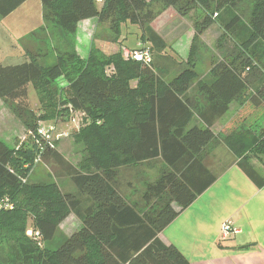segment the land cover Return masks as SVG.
Segmentation results:
<instances>
[{
	"label": "trees",
	"instance_id": "1",
	"mask_svg": "<svg viewBox=\"0 0 264 264\" xmlns=\"http://www.w3.org/2000/svg\"><path fill=\"white\" fill-rule=\"evenodd\" d=\"M31 0H0V17L5 18ZM43 20L57 31L74 35L80 22L97 18L106 21L118 15L121 21L142 28V43L165 50L166 44L149 24L158 2L186 17L196 9L205 16L202 34L222 13L233 11L240 0H40ZM250 36L238 50L221 60L211 79L200 81L198 95L190 96L187 75L166 81L162 68L126 59L121 53L106 62L91 56L86 62L65 43L40 42L29 52V60L0 64V99L37 134L40 117L28 102L29 85L38 90L68 76L69 96L65 105L89 118L78 141L88 149L85 165L73 166L44 143V150L15 151L0 138V204L9 199L12 209H0V243L11 244L0 264H190L175 246L160 234L218 179L210 168L207 148L215 143V123L241 99L264 71L255 53L264 44V0H256ZM234 15L223 24L230 34H241L246 25ZM31 35H34L32 32ZM45 41V40H44ZM71 47V48H70ZM260 58V57H259ZM50 65L43 67V61ZM261 81V80H260ZM39 91V90H38ZM256 108L264 106V82L249 98ZM197 116L204 126L193 125ZM261 141L255 149L252 138ZM39 138V137H38ZM236 158V165L255 184L264 187V177L246 154H264V123L250 133L229 134L222 142ZM60 166L76 187L63 192L56 182L24 183L36 157ZM160 160L165 169L148 183L142 205L131 203L119 189V170L130 165ZM81 220V228L55 242L60 225L70 216ZM54 244L53 247H49Z\"/></svg>",
	"mask_w": 264,
	"mask_h": 264
},
{
	"label": "rangeland",
	"instance_id": "2",
	"mask_svg": "<svg viewBox=\"0 0 264 264\" xmlns=\"http://www.w3.org/2000/svg\"><path fill=\"white\" fill-rule=\"evenodd\" d=\"M256 4V0H240L233 11L224 12L221 16L216 17L217 21L214 25L206 32L200 34L199 24L205 16L204 11L201 9H196L190 15L182 17L174 8L166 7L158 2L153 3L152 9L156 17L149 24V27L166 44L165 50L153 49L154 65L156 68H162L165 71L164 77L168 82L181 78L184 75L190 77L192 84L189 95L197 96L199 93L197 88L198 83L210 80L213 69L222 58L229 51L232 52L234 49L238 50L241 48L245 43L244 40L247 38V35L244 34L248 33L249 35V32H245L239 38H236V34H234V38L232 34H229L225 30L224 25L237 13L249 25L256 9ZM118 17V15H115L106 21H100L97 18L86 20L78 26L76 34L70 35L65 33L64 35L62 31H57L43 20L41 1L31 0L27 7L23 9V13L21 12L20 16L14 20L15 29L12 32V37L15 38L17 44L11 47L7 44L9 41V38H6L7 34H0V41L3 42L2 46L5 50L4 56L0 54V64L5 63L10 65L27 61L29 60V52L38 49L40 42H47L50 45L51 42L53 43V40L56 44H60V47H64L65 43L68 42L84 62L91 56L106 62L109 58H113L117 54L119 55L123 48L134 50L140 44L147 48L154 46L149 42L142 43V28L130 22L120 21ZM37 20L41 21L40 25L33 30L32 28L38 24ZM32 32H34V35H31ZM8 53L12 55H7ZM254 56L255 60L260 61V64L263 66L260 70L264 71V48H258ZM3 58H6L8 61L6 62ZM42 64L43 67H47L50 65V62L44 60ZM68 80V76L63 75L50 87H47L44 80L39 81L36 84V89L38 88L39 91L35 90L32 84L29 85L28 102L36 116L41 118L38 121L39 124L55 123L61 131L69 134L68 138L56 140L54 145L65 160L73 166L80 167L85 165L87 161L88 149L77 138L80 129L89 123V118L86 119L87 116L81 112L71 111L70 113L69 106L65 105L64 102L67 101L69 96ZM254 83L243 93L241 99L233 104L231 111L223 119H219L213 127V131L218 136V139L207 148L205 153L209 154L211 158L210 168L212 173L219 174V177L220 173L236 159L225 144L222 143L225 137L229 134H236V132L250 133L252 129H259L264 123V107L255 108L249 102V98L261 85L258 83V86ZM200 124V121H197V125ZM202 126L204 125L202 124ZM0 137L15 151L39 149L43 152L44 150V143L36 134L28 132L23 122L9 108L8 104L1 99ZM250 140L256 143L255 149L261 147L259 145L260 139L255 137ZM255 155L254 152L246 154L248 159L251 158L252 166L264 177V154L259 158H256ZM164 169L165 166L160 160L122 167L119 170V189L131 203H138L141 206V197L146 189V185L157 180ZM26 175L24 183L40 185L56 182L63 192H74L76 190L71 179L63 172L60 166L44 163L38 156ZM229 181L240 185L242 183H253L237 167L228 173L227 176L220 178L219 185L216 187L217 189H214L215 191H210L207 194L199 196L190 212H201L199 215L203 216L204 205L209 203L210 198L219 195H214V193L223 189L222 184H226ZM226 193L228 194V192ZM247 195L249 194H245L244 196L245 200H247V197L248 199L251 197V195ZM229 198L228 195V197L224 198L223 202L227 203ZM220 212L222 211H219V209L216 211L218 217L221 214ZM80 228L81 220L75 215H70L60 225L55 242L65 236L72 235ZM211 232H213L212 228ZM230 240L222 241L219 236L217 245H229ZM10 244L9 241L0 243L1 255L5 256ZM53 246L54 244L49 245V247Z\"/></svg>",
	"mask_w": 264,
	"mask_h": 264
},
{
	"label": "crops",
	"instance_id": "3",
	"mask_svg": "<svg viewBox=\"0 0 264 264\" xmlns=\"http://www.w3.org/2000/svg\"><path fill=\"white\" fill-rule=\"evenodd\" d=\"M29 3L30 1L23 4L5 18L0 17V34H7L6 38H9L7 44L11 47L17 44L15 38L12 37V32L15 29L14 20L20 16L21 12L23 13V9L27 7ZM237 15L241 17L239 25H246V29H244L241 34H239L237 30L235 32V37L239 38V36L245 32H249V35L248 33L244 34L247 35L246 37H249L251 35L250 24L247 25L243 21V17L238 13ZM40 22L41 21L37 20V26L32 29L38 28ZM82 22H80L79 25ZM2 45L3 42L0 41V54L4 56L5 50ZM257 45L264 48V44L257 43ZM235 50L237 49L233 51ZM232 52L229 51L222 60L227 58ZM7 55L12 54L8 53ZM4 59L6 62L8 61L6 58H3V60ZM260 77L261 81L258 80L254 84L259 86V84L264 82V75L262 73ZM234 103L235 102L230 105V110L228 112L231 111ZM197 121H200V126H202L203 122L197 116L193 118L192 124H197ZM236 162V159H234L233 163L220 173V177L219 174H217L219 177L217 181L203 194L215 191L214 189H217L216 187L219 185L220 178L227 176L228 173L237 168ZM222 185L224 188L214 193V195H219L210 198L209 203L204 205L203 216L199 215L201 212H190L196 203V199L192 205L185 209L163 230L160 234V239L167 245H175L189 259L190 264H264V187L257 188L253 183H242L240 185L233 181H229L226 184L223 183ZM226 192H228V194ZM245 194H249L251 197L249 199L247 197V200H245ZM228 195L230 198L227 200V203H224L223 200L225 197H228ZM218 209L222 211L219 217L216 214ZM226 220H232L239 232L231 238L228 243L229 245H217L219 236H221L222 224ZM211 228L213 232H211ZM243 246L247 247L242 248Z\"/></svg>",
	"mask_w": 264,
	"mask_h": 264
},
{
	"label": "built area",
	"instance_id": "4",
	"mask_svg": "<svg viewBox=\"0 0 264 264\" xmlns=\"http://www.w3.org/2000/svg\"><path fill=\"white\" fill-rule=\"evenodd\" d=\"M102 3L103 0H98ZM136 49L123 48L122 54L126 59H134L143 62L146 65H150L153 62V54L149 48L144 47L142 44L138 45ZM37 134L41 141L49 145H54L56 140L65 139L69 137L67 132H63L59 129L55 123H40L37 128ZM9 199L3 200L0 204V209H12ZM239 230L235 227L232 220H227L221 227V240L226 241L233 238Z\"/></svg>",
	"mask_w": 264,
	"mask_h": 264
},
{
	"label": "water",
	"instance_id": "5",
	"mask_svg": "<svg viewBox=\"0 0 264 264\" xmlns=\"http://www.w3.org/2000/svg\"><path fill=\"white\" fill-rule=\"evenodd\" d=\"M247 246H243L242 248H246Z\"/></svg>",
	"mask_w": 264,
	"mask_h": 264
}]
</instances>
